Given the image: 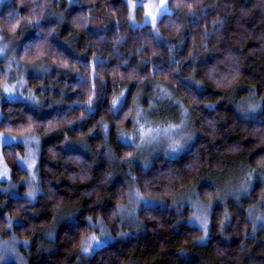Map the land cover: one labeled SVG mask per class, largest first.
<instances>
[{
    "label": "clouds",
    "instance_id": "obj_1",
    "mask_svg": "<svg viewBox=\"0 0 264 264\" xmlns=\"http://www.w3.org/2000/svg\"><path fill=\"white\" fill-rule=\"evenodd\" d=\"M264 264V0H0V264Z\"/></svg>",
    "mask_w": 264,
    "mask_h": 264
},
{
    "label": "trees",
    "instance_id": "obj_2",
    "mask_svg": "<svg viewBox=\"0 0 264 264\" xmlns=\"http://www.w3.org/2000/svg\"><path fill=\"white\" fill-rule=\"evenodd\" d=\"M129 258H134V259H138L141 260L142 264H154L155 261L159 260V257H155V256H138L133 254V256L129 257Z\"/></svg>",
    "mask_w": 264,
    "mask_h": 264
}]
</instances>
